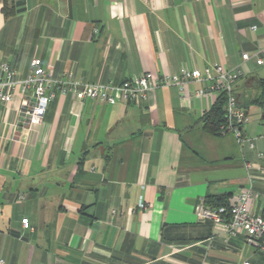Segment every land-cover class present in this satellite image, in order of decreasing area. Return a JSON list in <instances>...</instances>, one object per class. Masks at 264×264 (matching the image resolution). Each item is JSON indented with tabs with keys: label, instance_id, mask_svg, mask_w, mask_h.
<instances>
[{
	"label": "crops",
	"instance_id": "obj_1",
	"mask_svg": "<svg viewBox=\"0 0 264 264\" xmlns=\"http://www.w3.org/2000/svg\"><path fill=\"white\" fill-rule=\"evenodd\" d=\"M33 59L80 84L244 67L234 91L254 147L203 130L218 97H193L203 83L183 101L176 87L129 104L57 94L35 126L20 124L18 98L0 103L2 264H264L194 215L251 177L250 211L264 218V106L250 105L264 78V0H0V62L22 79Z\"/></svg>",
	"mask_w": 264,
	"mask_h": 264
},
{
	"label": "built area",
	"instance_id": "obj_2",
	"mask_svg": "<svg viewBox=\"0 0 264 264\" xmlns=\"http://www.w3.org/2000/svg\"><path fill=\"white\" fill-rule=\"evenodd\" d=\"M254 29V27L252 28ZM98 30L94 29L96 33ZM248 54H242V59H248ZM256 57V64L261 65L262 59ZM244 67L227 69L220 65H213L199 70L181 68L176 74H163L154 76L145 72L138 77L126 79L119 84L96 83L80 84L67 83L54 79L50 71L45 70L39 59H33L29 65L27 75L22 79L16 78V73L7 64L0 62V103L7 104L16 98L19 100V122L22 125H38L57 94L72 92L78 101L92 100L100 103H139L144 102L148 95L157 89L176 87L180 99L186 98L185 88L189 83H203L204 88L197 89L192 96L201 98L207 93L226 97L224 122L220 126V133L233 135L237 145L246 143L250 149L254 147V140L244 137L242 126L248 118L243 108L238 105L234 85L245 75ZM258 157H261L258 154ZM246 166H253L246 164ZM248 185L226 206L206 208L202 203L194 207V215L198 221L212 220L222 227L227 238L241 236L244 242L257 251L264 253V218L254 215L250 211L252 198L251 177H247ZM24 200L23 195H18L16 201ZM137 207L146 210L148 205L139 200ZM24 229H29V220L21 219ZM0 259V264H2ZM248 264V263H244Z\"/></svg>",
	"mask_w": 264,
	"mask_h": 264
},
{
	"label": "trees",
	"instance_id": "obj_3",
	"mask_svg": "<svg viewBox=\"0 0 264 264\" xmlns=\"http://www.w3.org/2000/svg\"><path fill=\"white\" fill-rule=\"evenodd\" d=\"M5 16L11 14V10L8 11L5 7L3 8ZM259 87L262 90L259 97L255 98L250 105L264 106V78L259 80ZM226 97L222 93L218 95L217 99L211 106V108L202 116L201 125L203 130L211 135H221L219 129L224 122L225 116V102ZM243 108V107H242ZM245 109V108H244ZM229 196H205L202 200V205L206 208H216L218 206H226L229 202Z\"/></svg>",
	"mask_w": 264,
	"mask_h": 264
}]
</instances>
